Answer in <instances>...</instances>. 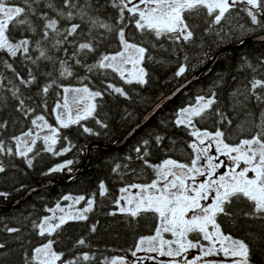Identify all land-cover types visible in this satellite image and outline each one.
Segmentation results:
<instances>
[{
	"label": "snow or ice",
	"instance_id": "snow-or-ice-1",
	"mask_svg": "<svg viewBox=\"0 0 264 264\" xmlns=\"http://www.w3.org/2000/svg\"><path fill=\"white\" fill-rule=\"evenodd\" d=\"M108 8L115 11V16L105 14ZM241 13L251 25L264 29V0H0V107L15 102V111L23 118H30L26 130L7 139L3 132L9 122L0 121V156H18L32 167L38 142L43 143L47 152L64 155L74 145L69 143L62 150L56 149L62 139L61 129L95 118L96 101L109 90L128 98L124 88L106 81H102L105 84L103 91L87 85H58L59 78L76 75V66L95 75L114 74L126 84L146 85L148 72L144 64L153 59L150 49L163 48L160 42L165 40L181 47L193 43L201 23L206 25L205 32L220 26L216 35L227 36L232 29L229 27V31L224 32V25H230ZM236 27L242 32L254 30L245 29L243 24ZM15 31L21 33L20 38L12 35ZM112 40L118 45L116 50H100ZM239 41L245 42L242 36ZM90 55L96 56L91 64L87 63ZM187 59L185 56V61ZM17 62L24 64L26 73L17 70ZM41 62L51 65L52 71L40 72ZM258 63L259 68L264 69V60ZM245 64L253 72L258 71L251 62L245 60ZM186 71L187 63L182 64L175 75L182 76ZM40 75L48 77V82L36 93L39 97V103H36L35 97L26 95L25 91L38 83ZM84 79L88 76L81 78ZM54 86L62 87L63 92L61 100L52 109L55 125L46 115V97ZM232 95L235 105L245 115L237 129L248 133L238 142H230L231 137L226 136L223 128L216 127L211 131L199 127L212 117H216L219 124H232L218 107L217 93L210 91L197 95L194 102L179 109L175 115V125L184 127L193 138L188 143L191 152L187 161L166 158L153 164L149 159L152 141L147 139L134 148L136 159L153 171L154 178L150 182L127 183L121 187L113 201L117 211L109 213L116 215L118 212L134 219L151 214L155 218L154 234L139 238L131 252L132 257L145 252L168 258L159 264H253L251 243L260 238L251 234L247 241L233 237L223 230L219 218L242 215L264 220V109L257 115L247 106L250 100L264 105V78L254 76L245 91L237 89ZM38 108L43 111L37 112ZM96 123L107 128V124L98 119ZM82 127L85 133L99 135L89 127ZM154 139L158 145L163 141L159 135ZM126 159L132 161L133 157ZM72 164L73 160H67L50 172L62 171ZM222 168L225 169L223 172L220 171ZM120 170V164L113 169ZM5 171L6 167L0 161V173ZM131 171L135 172V169ZM108 193V187L101 182L98 195L103 197ZM6 195L0 192V196ZM96 196V193L90 197L65 195L62 199L71 204L62 207L57 203L48 208L50 215L33 225L38 235L47 239L34 247L30 256L25 253V264H83L95 260L88 252L68 256L64 251H57L54 245L57 244L55 237L65 224L88 220ZM240 201L247 202L248 211L237 213L232 210L233 204ZM82 202L85 207H76ZM5 230L20 232L17 227L5 226ZM90 231H96L95 224ZM74 246L88 245L85 238H80ZM5 247V243H0V250ZM147 259H155V256ZM106 264L130 262L116 257Z\"/></svg>",
	"mask_w": 264,
	"mask_h": 264
},
{
	"label": "trees",
	"instance_id": "trees-1",
	"mask_svg": "<svg viewBox=\"0 0 264 264\" xmlns=\"http://www.w3.org/2000/svg\"><path fill=\"white\" fill-rule=\"evenodd\" d=\"M106 15L115 16L111 8L106 10ZM243 24L245 29H254L251 32L240 31L236 26ZM206 25L201 23L197 37L193 43L173 44L171 41H161L164 47L157 46L150 49L153 59L145 61L144 67L148 72V83L139 85L136 83L126 84L114 74L107 77L86 73L84 68L76 66V73L73 77L59 78L58 85L79 86L87 85L93 90H102L105 84L102 81L113 83L122 87L128 93V98L119 94L106 92L102 99L98 98V105L95 118L81 121L80 125H72L69 128L61 129L62 139L56 145L57 150L63 147L74 145L71 151L64 155H54L45 150L42 142H38L34 152L32 167H28L26 160L18 156H0L6 167L4 173H0V192L6 196H0V204L7 205L23 195L32 186L38 185L46 180H55V183L44 186L33 192L27 199L14 206L0 208V243H5V249L0 250V264H25V253L30 256L34 247L46 241L47 237H40L34 228V223L49 215L48 208L54 207L57 203H64L65 195H84L90 197L96 193V204L92 212L88 214L86 221H70L65 224L62 230L55 237L57 244L54 245L57 251H64L66 255L73 256L88 252L95 256V260L83 262V264H106L113 258L122 257L123 253L133 249L136 241L142 236L153 234L156 227L155 218L151 214L139 218H131L117 212L116 215L109 213L117 211L113 201L119 195V189L127 183L150 182L154 173L150 168L145 167L142 162L136 159L134 148L140 146L143 140L152 141L149 159L153 164L162 162L166 158H173L179 161H187L188 143L193 139L188 131L174 123L175 115L179 109L194 102L197 95L208 94L215 91L218 96V107L231 120L232 124H219L217 118L212 117L202 122L199 127L214 131L216 127L226 130V136H230V142H238L239 139L248 135L245 131L241 133L237 125L245 119L244 112L235 105L233 93L239 89L245 91V86L255 76L264 78V69L259 68V61L264 60V39L251 40L244 47L230 49L219 54L213 63L205 69L191 85L181 91L171 101L164 104L138 131L129 137L122 145L113 148L94 145L89 152L88 146L91 142L100 141L106 144H116L122 141L125 136L142 120L145 114L163 97L171 93L182 82L190 78L199 68L206 65L213 58L214 54L221 48L240 43L239 37L243 39L264 34V29L251 25L250 20L243 13L234 18L230 25H224V32L232 31L229 35H216V28L212 32H205ZM15 38H20L21 33H12ZM118 45L114 40L106 42L101 51L111 52L116 50ZM2 55V54H0ZM33 55H36L33 52ZM187 56V61H185ZM96 59L95 55L87 58L91 64ZM245 60L251 62L258 68L253 72L249 69ZM187 63L188 71L182 76H176V72L182 64ZM17 70L22 74L27 72L24 64L17 62ZM40 72L52 71L51 65L41 62ZM10 75V74H9ZM58 75V73H54ZM88 76V79L81 80ZM48 82V77L40 75L38 83L31 89L26 90V95H33L36 103L39 97L36 93L40 87ZM63 95L62 87L54 86L47 94L46 110L49 122L55 125L52 109ZM243 100V97H240ZM14 103L6 107H0V121H8L9 126L3 132L5 139L17 135L26 130L30 124L29 119L23 118L15 111ZM248 110L259 114L264 105H258L255 100L248 102ZM37 109V112H42ZM100 120L107 124V128L96 123ZM89 127L99 135H91L83 131L82 126ZM247 124L245 127L247 128ZM163 137L162 143H155V137ZM66 137V139H63ZM88 156V157H87ZM132 156L133 160L126 158ZM73 160L69 168L59 172H50V169L58 164ZM117 164L121 165L119 172L113 171ZM128 167L125 168L124 166ZM135 169V172L131 171ZM61 179V180H59ZM104 182L109 189L106 196H99V184ZM232 210L239 213L241 210L248 211L246 201L234 203ZM219 222L226 233L246 241L250 239L249 234L260 239L251 243L253 247V264H264V220L250 219L242 215L233 218L221 216ZM96 225V231L91 232V226ZM7 227L20 228L18 233H9ZM85 238L88 246H74L75 242Z\"/></svg>",
	"mask_w": 264,
	"mask_h": 264
},
{
	"label": "water",
	"instance_id": "water-1",
	"mask_svg": "<svg viewBox=\"0 0 264 264\" xmlns=\"http://www.w3.org/2000/svg\"><path fill=\"white\" fill-rule=\"evenodd\" d=\"M257 39H264V34H260V35H256V36H252L250 38L245 39L244 43H237V44H232V45H227L223 48H221L220 50H218L213 58L210 60V62H208L206 65L202 66L201 68H199L197 70V72H195V74L193 76H191L190 78H188L187 80H185L184 82H182L177 88H175L171 93L167 94L165 97L161 98L146 114L145 116L142 118V120L125 136V138L116 143V144H106L100 141H96V142H91L88 146V156H89V152L91 151L92 147L94 145L97 146H105L107 148H113L115 146H120L122 145L129 137H131L136 131H138L147 121H149V119L167 102L171 101L174 97H176L181 91H183L185 88H187L189 85H191L194 81L197 80L198 76L205 70L207 69L212 63L213 61L216 59V57L227 51L230 49H236V48H241L244 47L245 45H247L248 42H250L251 40H257ZM87 156V157H88ZM61 180V179H59ZM55 183V180H46L38 185L32 186L31 188H29L23 195H21L19 198H17L16 200L12 201L11 203L7 204V205H2L0 204V208L2 207H7V206H14L19 204L20 202L24 201L25 199H27L33 192L37 191L38 189L47 186L49 184H53Z\"/></svg>",
	"mask_w": 264,
	"mask_h": 264
},
{
	"label": "flooded vegetation",
	"instance_id": "flooded-vegetation-1",
	"mask_svg": "<svg viewBox=\"0 0 264 264\" xmlns=\"http://www.w3.org/2000/svg\"><path fill=\"white\" fill-rule=\"evenodd\" d=\"M230 163V162H229ZM225 169H221V171H224ZM154 234V233H153ZM234 237V236H233ZM138 241H136L133 249H129L128 252L123 253L122 257L126 258L129 261L132 260H138L137 257H139L145 264H159L160 261L164 260L166 261L168 258H161L158 256V254H152V253H143V252H138L137 257H132L131 252L135 250V247L137 245ZM148 256H155V259H147Z\"/></svg>",
	"mask_w": 264,
	"mask_h": 264
},
{
	"label": "rangeland",
	"instance_id": "rangeland-1",
	"mask_svg": "<svg viewBox=\"0 0 264 264\" xmlns=\"http://www.w3.org/2000/svg\"><path fill=\"white\" fill-rule=\"evenodd\" d=\"M84 85H79V86H76V87H82ZM70 87H73V86H70ZM187 106V105H186ZM185 107V106H184ZM183 108V107H182ZM221 159H226L224 157H221ZM221 171V170H220ZM223 172V171H221ZM73 197H76V196H80V195H71ZM72 202L71 201H65L64 203H60L62 207H67L69 204H71ZM86 205L82 202L80 205H77L76 207L78 208H82V207H85ZM50 215V213H49ZM144 253V252H143ZM120 257V256H118ZM129 261V260H128ZM130 264H145V262H143L141 259H138L137 261L136 260H132V261H129Z\"/></svg>",
	"mask_w": 264,
	"mask_h": 264
}]
</instances>
